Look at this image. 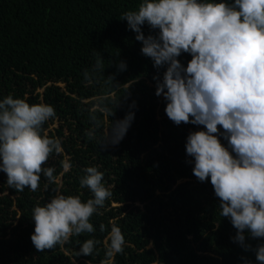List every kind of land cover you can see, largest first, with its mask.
Segmentation results:
<instances>
[{"label":"trees","instance_id":"16d2710c","mask_svg":"<svg viewBox=\"0 0 264 264\" xmlns=\"http://www.w3.org/2000/svg\"><path fill=\"white\" fill-rule=\"evenodd\" d=\"M140 2L0 0V99L51 104L56 116L42 131L63 147L44 165L55 168L57 182L41 175L35 192L10 188L0 172V264H102L113 225L126 241L114 264H259L254 249L264 240L246 236L247 251L234 242L237 230L221 217L210 180L200 182L188 162L186 138L203 126L176 125L155 95L154 76L162 78L165 69L142 54V43L121 18ZM142 31L151 32L147 25ZM191 58L179 57L185 65ZM129 111L135 118L124 139L100 144L110 123ZM87 166L104 173L113 193L91 218L96 231L38 251L31 241L32 209L57 192L91 198L80 186ZM89 238L98 241L94 253L78 256Z\"/></svg>","mask_w":264,"mask_h":264},{"label":"clouds","instance_id":"9594fccd","mask_svg":"<svg viewBox=\"0 0 264 264\" xmlns=\"http://www.w3.org/2000/svg\"><path fill=\"white\" fill-rule=\"evenodd\" d=\"M121 18L142 43V54L157 70L165 69L154 80L167 117L176 125L203 126L186 138L188 162L200 182L210 180L221 217L237 230L234 242L251 249L246 236L264 240V0H141ZM144 25L150 34H144ZM183 53L192 57L186 65L179 59ZM126 68L121 61L118 69ZM55 116L51 104L13 95L0 99V172L10 188L35 192L41 175L57 182L55 168L44 165L63 152L62 141L42 131ZM134 118L129 111L111 122L100 144L118 145ZM69 168L63 163L65 171ZM84 172L80 186L90 190L91 198L57 192L32 209L31 241L38 251L96 231L91 218L113 193L98 167L87 166ZM100 231H107L104 224ZM97 243L85 240L78 256H91ZM125 243L121 228L113 225L102 264H114ZM254 251L264 264V243Z\"/></svg>","mask_w":264,"mask_h":264},{"label":"rangeland","instance_id":"374dc122","mask_svg":"<svg viewBox=\"0 0 264 264\" xmlns=\"http://www.w3.org/2000/svg\"><path fill=\"white\" fill-rule=\"evenodd\" d=\"M55 126H56V125H55ZM55 126H54V127H55Z\"/></svg>","mask_w":264,"mask_h":264}]
</instances>
